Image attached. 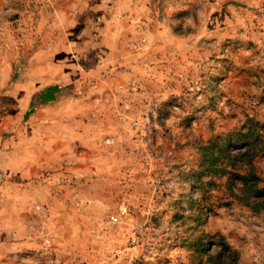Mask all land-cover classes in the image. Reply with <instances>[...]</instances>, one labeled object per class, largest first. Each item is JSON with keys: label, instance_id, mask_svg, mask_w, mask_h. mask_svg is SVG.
Masks as SVG:
<instances>
[{"label": "rangeland", "instance_id": "374dc122", "mask_svg": "<svg viewBox=\"0 0 264 264\" xmlns=\"http://www.w3.org/2000/svg\"><path fill=\"white\" fill-rule=\"evenodd\" d=\"M254 185L264 0H0V264H264Z\"/></svg>", "mask_w": 264, "mask_h": 264}, {"label": "trees", "instance_id": "16d2710c", "mask_svg": "<svg viewBox=\"0 0 264 264\" xmlns=\"http://www.w3.org/2000/svg\"><path fill=\"white\" fill-rule=\"evenodd\" d=\"M66 93L67 91L61 86H46L42 88L31 95L26 115H29L38 105L49 104L58 99L60 96H65ZM254 190L257 195L256 197L264 195V186L260 187L254 185Z\"/></svg>", "mask_w": 264, "mask_h": 264}, {"label": "built area", "instance_id": "2783aa9c", "mask_svg": "<svg viewBox=\"0 0 264 264\" xmlns=\"http://www.w3.org/2000/svg\"><path fill=\"white\" fill-rule=\"evenodd\" d=\"M125 209H126L125 207H120L118 209L117 215H115V216L114 215L108 216L109 221L115 222L117 220L118 216H122L125 213Z\"/></svg>", "mask_w": 264, "mask_h": 264}, {"label": "crops", "instance_id": "0c3cea01", "mask_svg": "<svg viewBox=\"0 0 264 264\" xmlns=\"http://www.w3.org/2000/svg\"><path fill=\"white\" fill-rule=\"evenodd\" d=\"M31 95H32V94H31ZM35 109H37V107H36ZM35 109H33V110H35ZM27 110H28V109H27ZM33 110H32V111H33ZM31 113H32V112H31ZM31 113H30V114H31Z\"/></svg>", "mask_w": 264, "mask_h": 264}]
</instances>
